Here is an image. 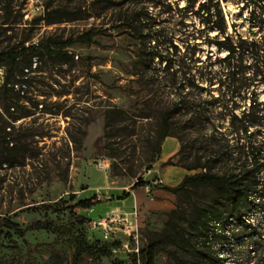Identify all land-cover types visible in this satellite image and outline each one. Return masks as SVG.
I'll return each mask as SVG.
<instances>
[{"label":"rangeland","instance_id":"rangeland-1","mask_svg":"<svg viewBox=\"0 0 264 264\" xmlns=\"http://www.w3.org/2000/svg\"><path fill=\"white\" fill-rule=\"evenodd\" d=\"M239 3L222 0L228 29ZM186 13L162 0H0V53L31 48L17 64L0 63V128L9 126L0 150L10 158L0 159V215L20 228L0 229V264H145L151 240L163 238L167 212L178 209V226H188L190 212L183 211L193 197L174 189L206 169L177 162L181 155L189 164L205 162L210 151L202 139L213 125L180 140L175 124L193 123L192 110L185 104L176 111L184 91L161 79L173 70L182 72L177 86L188 90L193 77L210 82L200 73L209 63H194L190 43V34L201 36L205 60L206 31L193 32L200 19ZM184 21L196 22L190 34ZM167 113L173 128L162 139ZM174 167L185 170L178 182ZM141 179L146 185L125 195ZM94 195L106 200L60 211ZM229 233L218 247L221 264H264L263 211ZM81 241L106 253H79ZM155 264L174 261L159 250Z\"/></svg>","mask_w":264,"mask_h":264},{"label":"trees","instance_id":"trees-1","mask_svg":"<svg viewBox=\"0 0 264 264\" xmlns=\"http://www.w3.org/2000/svg\"><path fill=\"white\" fill-rule=\"evenodd\" d=\"M162 1L173 12L186 11L187 17L199 18L201 27L194 26L192 31L205 30L202 42L210 47L202 60L199 54L202 48L196 42L201 36L190 34L192 31L188 30L196 22L184 21L186 31L193 39L190 41L192 48L196 49L194 63L198 66L209 63L200 73L210 76V82L202 84L193 77L191 90L183 83L177 86L182 72L169 70L168 66L169 71L161 79L184 91L176 99V111L184 110L185 104L192 110L193 123L178 121L174 129L180 140L182 136L188 137L190 132L204 129L209 123L213 130L203 135L202 140L210 151L205 162L189 164L184 162L183 155L177 162L190 169H206L187 175L174 189L178 194L191 192L193 197L191 209L183 211L190 212L188 226H178V209L167 212L163 238L156 236L151 240L145 264H155L159 250H165L174 264H221L218 247L231 239L230 230L237 224L247 226V219L256 211L264 214V0H238L237 9L231 12V29H228L222 0H183L184 4L177 3L175 8L172 1ZM146 11L149 16H154L149 6ZM174 45L177 49L178 44ZM30 49L19 46L1 52L0 63L17 64L18 56ZM148 53L147 50L145 56ZM215 64L222 65L218 72ZM144 70L148 73L149 67L144 65ZM9 75L11 72L8 71L7 82ZM197 100L200 102L194 103ZM216 114L224 118L227 114L230 116L219 120ZM168 116L169 113L161 118L162 139L168 134L167 130L173 128ZM8 128L7 123L0 128V145L5 144ZM0 159L2 163L10 162L9 156L3 155L1 150ZM221 163L222 167H219ZM145 185L144 180H138L125 195ZM105 200V197L94 195L74 205H65L60 211L88 210ZM2 228L20 229L9 217L0 215ZM79 250V253L98 250L106 253L85 241L80 242Z\"/></svg>","mask_w":264,"mask_h":264},{"label":"crops","instance_id":"crops-1","mask_svg":"<svg viewBox=\"0 0 264 264\" xmlns=\"http://www.w3.org/2000/svg\"><path fill=\"white\" fill-rule=\"evenodd\" d=\"M173 150L170 152V153H172V152H174L175 150H176V147H175V143L173 144ZM173 174L175 175V177L177 178V182H178V180H180L182 177H183V175L185 174V170L183 169V168H180V167H174L173 168ZM140 189V188H139ZM137 190V189H136Z\"/></svg>","mask_w":264,"mask_h":264}]
</instances>
